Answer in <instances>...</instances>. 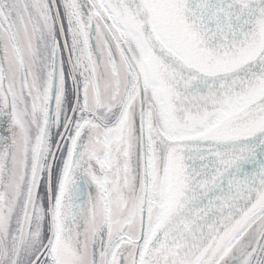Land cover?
<instances>
[{
    "label": "snow or ice",
    "instance_id": "snow-or-ice-1",
    "mask_svg": "<svg viewBox=\"0 0 264 264\" xmlns=\"http://www.w3.org/2000/svg\"><path fill=\"white\" fill-rule=\"evenodd\" d=\"M0 264H264V0H0Z\"/></svg>",
    "mask_w": 264,
    "mask_h": 264
}]
</instances>
